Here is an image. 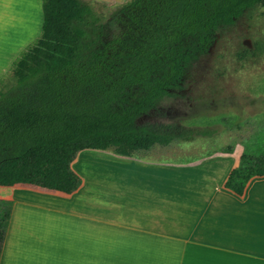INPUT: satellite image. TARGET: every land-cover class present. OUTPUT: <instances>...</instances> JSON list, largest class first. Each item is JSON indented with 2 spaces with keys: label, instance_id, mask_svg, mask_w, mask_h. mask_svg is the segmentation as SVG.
Here are the masks:
<instances>
[{
  "label": "trees",
  "instance_id": "obj_1",
  "mask_svg": "<svg viewBox=\"0 0 264 264\" xmlns=\"http://www.w3.org/2000/svg\"><path fill=\"white\" fill-rule=\"evenodd\" d=\"M38 36L11 64L0 89V186L35 184L70 194L84 149L121 156L199 135L139 118L179 96L193 64L245 11L264 0H130L103 20L85 0H40ZM243 146L225 188L242 195L264 176V120ZM234 151V144L221 149ZM13 202L0 198V255Z\"/></svg>",
  "mask_w": 264,
  "mask_h": 264
},
{
  "label": "crops",
  "instance_id": "obj_2",
  "mask_svg": "<svg viewBox=\"0 0 264 264\" xmlns=\"http://www.w3.org/2000/svg\"><path fill=\"white\" fill-rule=\"evenodd\" d=\"M27 2L38 0H0V60L2 17ZM242 150L175 162L169 145L128 157L84 149L70 194L0 186L13 202L0 264H264V176L242 195L224 186Z\"/></svg>",
  "mask_w": 264,
  "mask_h": 264
},
{
  "label": "rangeland",
  "instance_id": "obj_3",
  "mask_svg": "<svg viewBox=\"0 0 264 264\" xmlns=\"http://www.w3.org/2000/svg\"><path fill=\"white\" fill-rule=\"evenodd\" d=\"M85 1L105 20L130 0ZM12 9V16L5 14L1 21L5 56L0 60V89L15 82L11 64L38 36L42 24L40 0ZM179 94L164 98L158 112L138 120L140 125L158 121L198 130L200 134L188 141L173 140L171 153H164L166 160L197 158L254 131V121L264 120V7L245 11L218 36L189 69Z\"/></svg>",
  "mask_w": 264,
  "mask_h": 264
}]
</instances>
